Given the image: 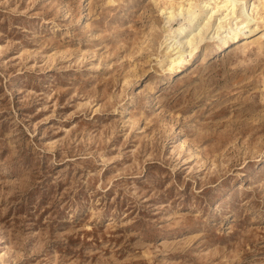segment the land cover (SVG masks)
<instances>
[{
	"label": "rangeland",
	"instance_id": "374dc122",
	"mask_svg": "<svg viewBox=\"0 0 264 264\" xmlns=\"http://www.w3.org/2000/svg\"><path fill=\"white\" fill-rule=\"evenodd\" d=\"M176 1L0 0V264H264V0L172 72Z\"/></svg>",
	"mask_w": 264,
	"mask_h": 264
},
{
	"label": "bare ground",
	"instance_id": "6f19581e",
	"mask_svg": "<svg viewBox=\"0 0 264 264\" xmlns=\"http://www.w3.org/2000/svg\"><path fill=\"white\" fill-rule=\"evenodd\" d=\"M242 1L181 0L176 1V6L162 9L166 14L164 44L167 46L168 69L172 72L183 70L192 61V57L186 58L187 52L196 51L205 38L216 39V47L223 49L255 32L256 28L251 27L255 16L247 2L240 5Z\"/></svg>",
	"mask_w": 264,
	"mask_h": 264
}]
</instances>
